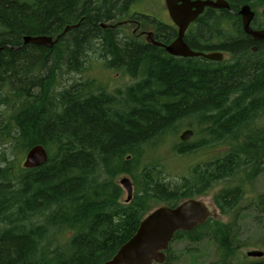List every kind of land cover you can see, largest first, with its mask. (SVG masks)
Instances as JSON below:
<instances>
[{"label":"trees","instance_id":"1","mask_svg":"<svg viewBox=\"0 0 264 264\" xmlns=\"http://www.w3.org/2000/svg\"><path fill=\"white\" fill-rule=\"evenodd\" d=\"M80 1L0 0V48L3 47L0 51V83L12 88L0 101V106L10 109L0 126V138L11 129H17L16 160L0 166V215L11 210L18 201L15 195L9 197L4 182L24 173H29L27 182L34 178L37 184H45L50 180L40 181L41 175L33 176V170L22 167V158L27 151L32 146H41L47 154V162L52 163L61 154L74 149L72 143L64 141L66 133H70L81 148L101 151L104 178L92 185H86V179L81 180L68 199L47 213L45 221L60 227L62 240L69 233H82L89 227L96 229L104 223V214L120 206L123 194L118 178L121 176H129L134 187L131 203L142 209L151 203L158 207L170 206L188 199L208 197L213 188L224 183L225 186L212 195V202L217 212L230 221L222 223L216 216L209 217L190 232L176 233L172 241L186 240L189 244L212 241L217 249V263L232 264L240 247L234 241L233 228L241 210L264 213L263 195L250 198L241 208L248 192L246 186L264 172V72L249 62L250 58L256 57L255 53L249 52L250 47H262L264 42L252 43L248 36L241 34L239 17L235 14L227 17L225 12L220 13L221 19L226 20L231 34L226 37L227 41L223 37V48L233 56L226 63L175 59L136 41L133 45L116 42L111 32H106L101 44L110 57L108 65L120 67L132 80H139L123 93L130 110L110 117L95 98L103 88L98 81L74 80L68 84L67 78L65 83H60L62 76L78 72L59 75L55 67L47 76L51 65L47 64L48 51L22 45L23 35H45L69 24L79 13ZM226 1L234 12L246 4L257 9L264 7V0H257L256 4L255 0ZM106 5L107 1L102 0L101 6L105 8ZM85 8V22L69 35V49L76 61V55H81L88 46L83 49L82 42L86 40L90 20L96 15L95 6L86 3ZM203 27H206L204 21L198 25L199 29ZM203 34L207 32L198 33V36ZM234 58L237 61L233 62ZM37 64L39 66L34 67ZM186 66L189 67L184 68ZM201 66L204 71L196 69ZM44 70L47 74L42 78L38 72ZM37 83L40 87L35 94ZM168 83L171 88L165 93L170 100L159 98L164 96L160 88L168 89ZM235 91L241 93L232 98ZM207 109H212L213 113L199 121L193 131V140L173 146V156L189 158L217 148L223 149L221 155L189 166L186 174L178 179L168 175L161 160L154 162L155 165L144 164L148 149L161 146L165 139L160 134L158 142L150 143V138L169 129L190 112ZM75 159L79 156L75 155ZM68 188V184L61 182L54 190L67 191ZM40 190L34 196L38 203L47 196ZM5 218L8 219L6 214ZM130 222L122 220L114 226L105 225L97 237L81 241L78 255L60 264H96L106 249L110 250L108 260L111 259L136 232L137 229L131 236L124 235ZM24 243L30 246L24 237L1 236L0 264H24L25 253L20 249L26 246ZM169 256L168 248L164 264ZM246 260L242 264H264V258ZM54 263L45 256L38 264Z\"/></svg>","mask_w":264,"mask_h":264},{"label":"rangeland","instance_id":"2","mask_svg":"<svg viewBox=\"0 0 264 264\" xmlns=\"http://www.w3.org/2000/svg\"><path fill=\"white\" fill-rule=\"evenodd\" d=\"M101 1L102 0L98 1L96 5H101ZM106 1L107 5L105 9L109 12V15L117 16L121 13L124 7L122 0ZM147 2L148 3L145 4V10L142 13L150 17L160 16L162 20L166 21L167 19V22L170 21V19L168 17L166 18L163 13V10L165 13L166 10L162 0L159 2L158 0H148ZM141 6L142 4L138 6L134 5L131 10L141 11ZM263 10V8L258 9L260 15ZM206 17L209 18L207 20L206 27L199 29L197 24L194 28L196 29L195 36L206 37L214 31V40L221 43V39L223 37L226 38L228 34H231V28L227 25L226 20L221 19L220 14L213 16L212 14L207 13ZM146 20H149V18L146 17ZM205 32H207L206 35L203 34L198 36V33L202 34ZM122 36L124 39L122 40L118 37V42H121L124 45H133V41L126 38L125 33H122ZM83 49L84 53L81 52V55L77 56L80 68L81 65L84 64L83 69L81 71H74L72 69L63 71L65 73H78L62 76L60 83H65L67 78L69 80L68 84L74 80H81L84 82L89 79H95L98 81L99 85L100 82H102L103 86L102 90L95 95V98L101 103V107L108 113V115H110V117L114 113L119 114L129 111L130 106L127 102H125L123 93L124 90L132 85V83L138 82L139 80H132L123 73H110L105 71L104 68L102 69V64L104 65L109 63L108 60L110 57H108V53L101 46L99 38H93L91 40L87 38L84 42ZM251 50H254L256 57L250 58L249 62L264 72V46L262 45V47L258 48L252 46L249 52H251ZM67 59L68 58L65 56V64L68 63ZM51 60L52 59L49 58L47 60V64L51 63ZM235 61H237L236 58H234L233 62ZM89 64L94 66L92 70H88L89 67H92ZM187 67L189 66L184 68ZM196 69L204 71V66ZM63 72L57 73L61 75ZM38 74L44 78L47 71H39ZM173 84H175V82H173ZM38 87H40L39 83L34 86L35 94L38 93ZM160 87L161 86L158 85V88ZM170 88L171 84L168 83V89L161 87L160 91L165 93L168 92ZM10 89L12 88L0 83V101L6 97L5 95L7 93H10ZM164 93L162 94L164 96H160L159 98H166V100H170V96H167V93ZM240 93L241 91H235L232 98ZM9 111L10 109L0 106V126L3 122H5ZM212 113V109L203 110L201 112H190L188 116L180 118L169 129L166 128L163 132L155 134L152 138H150V143L158 142V136L160 134L164 135V142L157 148H147L148 152L147 157L144 159V164L155 165L156 163L154 162L161 160V162L164 163V166L168 169L166 170L168 175L172 176L173 179H178L186 174L189 166L209 161L214 157L221 155L223 153V149L217 148L198 153L189 158L173 156V146L180 142L179 136L181 133L186 130H191L193 132L199 125V121ZM66 134L68 135L64 137V141L72 143L74 149L61 154L52 163L46 162L37 168L31 169L33 170V176L41 175L39 176L40 181L50 179L47 180L45 184H37L34 181V178L32 181L27 182L26 180L29 177V173H24L23 175L21 174L3 183L9 197L15 195L18 201L11 210L5 212L8 219L5 218V214L2 213L0 215V237L4 235H12L17 238L24 237L27 241H29L30 246L26 245L27 243H24L28 247H20L22 253H25L24 264H38L45 256L46 259L55 261L54 264H60L61 262L69 259L71 260L76 254L78 255L79 248L81 247V241L92 240V238L97 237L96 235H98V233L100 234L105 225L109 224L114 226L122 220L131 221L128 223V227L124 231V235L131 236L135 229L138 228L140 222L154 208L158 207V205L151 203L148 207L142 209L141 207L132 204L131 200L129 202H125L126 193L122 188L123 196L120 206L115 211L104 214V223L102 225L97 226L96 229L89 227L82 233L66 234V236H64L65 240H62L60 238V227L49 224L45 221L47 213L59 203L68 199L76 191V188L79 185L78 183H80L81 180L86 179L87 181L85 184L92 185L104 178V156L101 151H99L98 148H81V145L78 142L75 143V137H73L70 133ZM16 137L17 129L13 128L6 133V135L0 138V166L6 163L8 164L9 161H13L14 159L16 160ZM193 137L194 136L190 137L189 140H193ZM75 155L79 156L78 160L75 159ZM162 159L164 161H162ZM23 160L24 157L22 158V162ZM55 172L56 175L53 174ZM123 177L129 178V176H121L118 178V181ZM61 182H64L65 185H69V188L66 189L67 191L63 189L59 191L57 189L54 190V188L59 186ZM27 183L29 184L27 185ZM224 186L225 184L221 183L210 191L208 197L199 198L211 208L212 216L218 217L222 223L229 222L230 219L217 212L212 202V195ZM38 190H40L43 194H47L45 198L40 200L41 203H38V200L36 201V199H34ZM246 190L248 192L245 195V202H242L241 204V208L245 207L249 202V199L252 197L257 195H263L264 197V172L261 173L250 186H246ZM133 193L134 187L132 195ZM233 235L234 241H236L240 247L236 250V258L232 261V264H242L247 262L246 259H255L247 257V252L259 251L264 253V213H258L251 209L241 210L240 218L233 228ZM169 249L170 256L167 264H218L216 245L212 241L204 240L197 244H189L186 240H176L170 243ZM110 256V250L106 249L99 256L96 264H103Z\"/></svg>","mask_w":264,"mask_h":264},{"label":"water","instance_id":"3","mask_svg":"<svg viewBox=\"0 0 264 264\" xmlns=\"http://www.w3.org/2000/svg\"><path fill=\"white\" fill-rule=\"evenodd\" d=\"M168 15L177 27L176 40L165 47L167 54L172 57H203L208 61L220 62V53L203 54L191 51L183 42L184 33L188 25L203 11L205 7L211 9H229L226 0H164ZM242 26L246 33L254 40H264V30L251 31L250 22L253 12L248 5H242L239 10ZM147 42H152V35L147 34ZM151 39V40H150ZM25 44H39L51 46V39L45 36L23 38ZM155 46H160L153 43ZM2 48H0V51ZM193 132L186 130L179 136L180 142L189 141ZM47 154L41 146L29 149L24 157L22 166L26 169L37 168L47 162ZM118 184L126 193L125 202L132 198L133 185L129 178L123 177ZM212 217L211 208L200 199H188L176 205L159 206L154 208L139 224L136 232L122 244L111 259L104 264H164L166 252L173 237L178 232H190ZM247 257L260 259L263 252H247Z\"/></svg>","mask_w":264,"mask_h":264},{"label":"flooded vegetation","instance_id":"4","mask_svg":"<svg viewBox=\"0 0 264 264\" xmlns=\"http://www.w3.org/2000/svg\"><path fill=\"white\" fill-rule=\"evenodd\" d=\"M98 1L100 0H81L79 6L77 7V10L79 11V13L74 18V20L69 22V24L67 25L51 30L50 32H48V34L40 35V36L49 37L51 39L52 44L50 47L46 48L42 45L34 44V43L33 44L29 43V45L25 44L23 42V38L28 35H23L22 45L40 47L44 51H48L49 53L48 56L52 60H51V63H49V65L50 64L51 65L49 66L50 70H48L47 76L49 75V71H51L55 67H56L55 69L56 72H63L68 69H72L74 71H81L83 69L84 64L81 65V68H80L79 61L78 60L76 61V59L73 58L74 55L71 54L70 52L68 42L70 40V36H69L70 33L72 31H75L79 26L83 25V23L86 20V16H87V9L85 8L86 3H88V5L95 6L93 11H95L94 13H96V15H94L92 19L90 20V24H89L90 27L84 39H87V37L89 36H92L94 38H99V41L101 44L106 32H111L112 38L117 42L118 37H120L122 40L124 39V37L122 36V33H125L126 38L132 40L133 43L136 41L144 45L150 46L152 49H158L163 54L169 55L167 54L165 47L169 46L176 40L177 27L173 24V22L169 18L164 0L162 1L164 3L166 13L164 12V10H163V13L166 16V18L168 17L170 19L169 22H167V19L166 21L162 20L160 16L150 17L142 13L145 10V4L148 3L147 2L148 0L147 1L141 0V3H140L142 4L141 11L131 10L135 0H124L123 2L124 7L121 13L117 16L109 15V12L105 8H103L101 5L97 6L96 4ZM159 1L161 0H158V2ZM192 1L194 2V1H204V0H192ZM256 3H257V0H255V4ZM232 9L233 8L231 4L229 6V9H211V8L205 7L203 11L195 18V20H193L188 25L184 33V36H183V42L191 51L199 52L203 54L220 53L222 55L220 62L219 61L218 62L208 61L203 57H175V59L193 58V59H198V60H202V61L209 62V63H226L231 59V52L223 48L224 47L223 45L225 44V38L221 39V43L217 42L216 40H214L213 31L206 37L195 36L196 29L194 28L196 27V25L197 24L199 25V23L202 21H204V23L207 24V20L209 19L208 17H206L207 13L216 15V14L225 12L224 15H226L227 17L228 15L235 14L236 16L239 17L242 35L248 36L250 40L252 41V43H255V44L257 43L261 44L262 42H264V40L263 41L254 40L250 34L244 31L243 26H242L241 16L238 13L240 8L239 9L236 8V12H234ZM250 9L254 14L253 19L250 22V30L253 32L264 30V10L262 14L260 15L259 11L257 10L255 6L254 7L250 6ZM146 17H148L149 20H146ZM148 33L152 35V42H147ZM37 36L38 35H33L29 37H37ZM153 43H157L160 46H155ZM82 44H84V42H82ZM251 52L255 53L254 50H251ZM58 55H60L59 58H57ZM79 55L80 54H77L76 56H79ZM65 56L68 58L67 64H65V61H64ZM37 66H39V64L35 65L34 67H37ZM112 68H114V66L113 67L111 66V69Z\"/></svg>","mask_w":264,"mask_h":264},{"label":"bare ground","instance_id":"5","mask_svg":"<svg viewBox=\"0 0 264 264\" xmlns=\"http://www.w3.org/2000/svg\"><path fill=\"white\" fill-rule=\"evenodd\" d=\"M25 2H26V1H25ZM140 2H141V0H135L134 3H133V6H134V5H137V6H138V5L140 4ZM248 6H249V5H248ZM249 7H250V6H249ZM259 8H262V7H259ZM259 8H258V9H259ZM258 9H257V10H258ZM263 9H264V8H263ZM116 11H117V10H116ZM114 13H116V12H114ZM28 45H29V44H28ZM35 46H37V45H35ZM232 57H233V56H232V54H231V58H232ZM90 66H92V67H89L88 70H92V69L94 68V66H93L92 64H90ZM103 68H104L105 71H108V72H110V73H118V74H119V73H123V74H125V72H123V69H122V68H112V69H111V66H109L108 63H106V64H104V65L102 64V69H103ZM125 75H126V74H125ZM126 76H127V75H126ZM100 85H102V82H100ZM32 147H35V146H32ZM32 147H31V148H32ZM31 148H30V149H31ZM25 155H26V154H25ZM25 155H24V157H25ZM22 163H23V162H22ZM22 167H23V166H22ZM23 168H24V167H23ZM24 169H26V168H24ZM33 169H34V168H33ZM28 170H30V169H28Z\"/></svg>","mask_w":264,"mask_h":264}]
</instances>
